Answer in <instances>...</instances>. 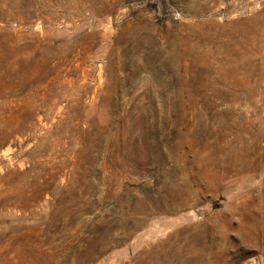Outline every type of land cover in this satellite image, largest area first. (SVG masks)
<instances>
[{"label": "rangeland", "instance_id": "rangeland-1", "mask_svg": "<svg viewBox=\"0 0 264 264\" xmlns=\"http://www.w3.org/2000/svg\"><path fill=\"white\" fill-rule=\"evenodd\" d=\"M0 264H264V0H0Z\"/></svg>", "mask_w": 264, "mask_h": 264}]
</instances>
